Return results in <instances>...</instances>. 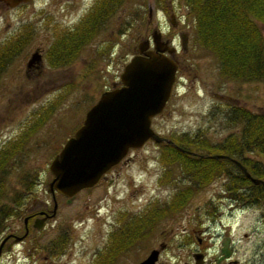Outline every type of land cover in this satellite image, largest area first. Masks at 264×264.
Returning <instances> with one entry per match:
<instances>
[{"label": "rangeland", "instance_id": "374dc122", "mask_svg": "<svg viewBox=\"0 0 264 264\" xmlns=\"http://www.w3.org/2000/svg\"><path fill=\"white\" fill-rule=\"evenodd\" d=\"M92 2L29 0L14 8L0 3V45L25 24L33 29L20 54L0 75V147L17 137L25 138L19 155H27L25 167L39 173L24 213L39 201L51 208L44 184L51 178L50 160L100 93L112 83L118 85L123 64L154 27L162 36L173 35L178 51L170 95L161 112L151 118L154 132L165 138L199 134L217 142L230 132L220 119L218 105L223 107L228 102L264 111V82L223 77L213 55L194 42L192 17L177 0L167 1L165 10L154 0H121L70 64L49 66L44 50L57 33L72 29ZM170 11L174 25L169 21ZM260 29L264 32V26ZM180 31L187 36L184 49L177 37ZM35 49L41 53L40 60L27 68ZM247 155L264 167L263 156ZM160 156L159 146L149 139L140 147L130 148L104 179L78 191L70 202L56 196L55 215L23 242L9 250L2 248L0 264H93L94 253L109 246L113 232L128 217L143 215L154 207L173 206V197L188 184L178 165L163 163ZM225 183L224 176L219 175L196 190L183 206L156 217L144 238L134 237L113 264H135L161 242L165 248L156 264L192 262V251L207 247L211 256L224 235L230 238L232 257L240 264H264V228L259 218L264 209L246 201L231 204ZM22 216L10 219L5 232L21 233ZM58 233L66 237V244L61 253L51 254L46 247Z\"/></svg>", "mask_w": 264, "mask_h": 264}, {"label": "trees", "instance_id": "16d2710c", "mask_svg": "<svg viewBox=\"0 0 264 264\" xmlns=\"http://www.w3.org/2000/svg\"><path fill=\"white\" fill-rule=\"evenodd\" d=\"M120 1L99 0L93 11H88L72 29L57 33L55 41L44 50L46 63L51 67L70 64ZM167 1L171 0H154L163 10L167 9ZM177 1L192 17L194 42L213 55L223 77L264 82V32L260 29V25L264 26V0ZM31 32L32 27L25 24L14 37L10 36L0 45V75L20 54ZM220 106H217L220 119L230 130L221 140L212 142L205 135L184 133L167 138L175 146L155 142L162 162L176 163L188 184L173 197V206L154 207L143 215L130 216L124 227L113 232L101 260L93 264H109L113 254L129 248L135 238L143 236L146 225L183 206L196 190L219 175L226 180L227 197L249 204L264 199V184L252 183L233 161H238L251 177L264 181V167L247 155L264 157V111H251L228 102ZM24 139L17 137L0 147V241L8 233L5 232L8 221L24 213V204L38 182V171L25 167L27 155H19ZM210 213L213 215L214 211ZM65 244L66 237L58 233L46 248L51 254H59Z\"/></svg>", "mask_w": 264, "mask_h": 264}, {"label": "water", "instance_id": "95a60500", "mask_svg": "<svg viewBox=\"0 0 264 264\" xmlns=\"http://www.w3.org/2000/svg\"><path fill=\"white\" fill-rule=\"evenodd\" d=\"M4 1L13 6L27 0ZM170 22L174 25L173 21ZM150 43L151 47L148 48ZM164 45L156 30L150 33L149 39L140 40L136 52L122 66L118 76L119 85L102 91L85 111L81 124L49 162L51 179L46 182V191L53 199L54 193H58L70 200L80 189L92 187L101 174L118 163L130 148L140 147L148 139L175 146L150 126L151 118L161 112L170 95L177 69L176 62L171 58L174 47ZM39 60V53L33 51L26 66ZM233 161L252 183L264 184L263 180L251 177L238 161ZM55 209L54 201L50 216L55 215ZM45 219L46 216L40 218L33 226L41 229ZM23 223L24 232L21 236L13 237L6 246L7 250L27 234L26 218ZM8 236L1 239L0 252ZM221 246L222 251L227 247V242H222ZM157 253V249H152L137 264H154ZM199 257V253H193V263L184 264H201Z\"/></svg>", "mask_w": 264, "mask_h": 264}, {"label": "flooded vegetation", "instance_id": "af4514ba", "mask_svg": "<svg viewBox=\"0 0 264 264\" xmlns=\"http://www.w3.org/2000/svg\"><path fill=\"white\" fill-rule=\"evenodd\" d=\"M29 0H27V1H25V2H20V3H17V4H15V5H13V6H10L7 2H5L4 0H0V3H3L4 5H7L8 7H10V8H14V7H17V6H19L20 4H24V3H26V2H28ZM98 1L99 0H93V2L92 3H90V5H89V7H88V10H87V8H86V10L83 12V14H82V16H81V18L88 12V11H93V9L98 5ZM170 9V8H169ZM172 19L174 20V22H176V20L174 19V14L170 11V13H169V21H172ZM79 21H80V19H79ZM78 21V22H79ZM77 22V23H78ZM76 24V23H75ZM75 24H73V26L75 25ZM153 30H156V31H158L159 33H160V42H165V45H164V47H174L175 48V50H174V52L171 54V58L176 62V60H175V57L176 56H178V51L176 50L177 48H176V46H174L173 45V40L175 39V37L173 36V35H171V36H169V37H167V36H162V34H161V32H160V30L157 28V27H154L152 30H151V32L153 31ZM177 37H178V39H179V41H180V45H181V49H184L185 47H186V40H187V36L185 35V33L184 32H178V34H177ZM144 38H150V34H149V36L147 37H144ZM143 38V39H144ZM151 47V43L149 44V46H148V48H150ZM35 51H37L38 53H39V55H40V57H41V53L37 50V49H35ZM176 64H177V62H176ZM27 68H30L29 66L27 67ZM119 84V83H118ZM116 84L115 83H112V85H111V87H113V86H115ZM59 151V150H58ZM57 151V152H58ZM56 152V153H57ZM55 153V154H56ZM54 154V155H55ZM124 159V157L119 161V162H121L122 160ZM118 162V163H119ZM117 164V163H116ZM116 164H114V165H112L111 167H109L105 172H103L102 174H101V176H100V178L98 179V181L96 182V184L99 182V181H101L102 179H104L105 178V176H106V173L107 172H109L111 169H113V167L116 165ZM51 179V178H50ZM49 179V180H50ZM46 182H48V181H44V184L46 185ZM94 186V185H93ZM88 188H90V187H88ZM88 188H82V189H88ZM82 189H80V190H82ZM79 190V191H80ZM47 192V191H46ZM48 193V192H47ZM77 193V192H76ZM75 193V194H76ZM49 195H50V199H51V202H52V204H51V208H48L47 207V205H46V203L43 201H39L38 202V204H34V206H33V208H29V209H25V212L26 213H24L23 214V216H22V226H23V231L21 232V233H18V234H16V233H13V232H8V233H6V235H9L8 236V238L3 242V244H2V247H1V252H2V248H4V250H6V246H7V244L8 243H10L11 242V240L13 239V237L14 236H21V234L24 232V223H23V219H24V217L26 218V226H27V234L24 236V237H22V238H20L19 240H17L16 242H14V243H12L11 244V246H10V248H12L14 245H16V244H18V243H20V242H23L25 239H27L28 237H30V235H31V232L33 231V230H38V229H36L33 225L34 224H36L38 221H39V219L40 218H43L44 216H46V219H45V221H47V220H49V219H51L52 218V216H50V212H51V209H52V207H53V203H54V201H55V203H56V206H57V202H56V196L57 197H61V198H63L64 200H65V202H70V200L75 196H73L70 200H67L68 198L67 197H65V196H63V195H61V194H58V193H54V199L52 198V195L50 194V193H48ZM228 199H230V201L232 202H230L231 204H235L236 203V201L235 200H233L232 198H229L228 197ZM259 202V203H258ZM258 202H256V203H252V204H250L251 206H258V205H261L262 206V208L264 209V199H260ZM37 203V202H36ZM36 208V209H35ZM55 213H56V209H55ZM131 217H128L126 220H125V222L123 223V226L122 227H124L125 226V223L130 219ZM259 218H260V220H261V224H262V226H263V228H264V211L260 214V216H259ZM151 224L149 225H146L145 226V232H144V234H143V236H140V238H144V236L147 234V231H149V230H151ZM143 233V232H142ZM39 234H41V232L39 233ZM5 236V235H4ZM139 238V239H140ZM228 240V241H227ZM224 241H226L227 242V247L225 248V249H223L222 251H221V248H222V246H221V243L222 242H224ZM200 242V239L199 238H197V243H199ZM230 244H231V241H230V238L227 236V235H224V236H221V238H220V241H219V246H218V248H216L215 249V251H213L214 253H212L211 254V256H209V252L207 251V247H205L202 251L201 250H194V251H192L191 252V259H192V262L190 261V260H188V261H184L183 263H181V264H184V263H193V253H199L200 254V260L202 261V263L201 264H240L239 263V261L236 259V258H233L232 257V255L234 254L233 253V250H232V248L230 247ZM9 248V249H10ZM165 248V243L164 242H161V243H159V245H158V247H156V248H154V247H152V248H150L146 253H144L143 254V256L142 257H140V259H138L137 260V262L135 263V264H137L138 262H140L141 260H143L148 254H149V252L152 250V249H157L158 250V253H157V255H156V260H155V262H154V264H156V262H157V260H158V256H159V254H160V251L162 250V249H164ZM212 250H213V248H212ZM105 252V249H100V250H98L97 252H95L94 253V256H93V263H97L98 261H100L101 260V256L103 255V253ZM123 252L121 251V252H117V253H115V254H113V256H112V258H111V262L109 263V264H113L120 256H122L123 254H122ZM226 255V256H225Z\"/></svg>", "mask_w": 264, "mask_h": 264}]
</instances>
